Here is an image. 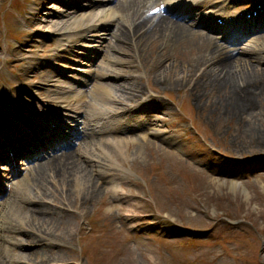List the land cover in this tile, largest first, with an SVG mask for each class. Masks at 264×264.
<instances>
[{"label": "rangeland", "instance_id": "rangeland-1", "mask_svg": "<svg viewBox=\"0 0 264 264\" xmlns=\"http://www.w3.org/2000/svg\"><path fill=\"white\" fill-rule=\"evenodd\" d=\"M16 1L0 0V94L6 89L41 108V102L55 97L56 75L45 82L40 74H55L47 60L53 58V48L59 47V28L68 19L56 11L64 12L68 0ZM87 1L81 0L82 4ZM241 3L248 4V0ZM20 5L25 6L24 11H17L15 6ZM39 7L42 12L34 15L33 11H38L34 8ZM107 7H111L109 3L101 6ZM92 9L98 10L81 11ZM31 15L32 24L24 17ZM130 15V10L122 12L120 22L133 23L135 18ZM106 33L99 35L109 41ZM83 34L89 39L92 33ZM96 39H78L72 50L62 55L87 54L90 49L82 51L79 45L92 48ZM163 40L147 35L143 37V54L129 42L121 54L129 65L124 74L128 79L135 77L138 88L145 92L130 105L143 108L133 116H143L146 110L150 114L142 127L132 128V135H146L147 143L140 139L141 144L132 143L129 150L123 145L121 154L101 148L93 151L102 147L96 143L79 148L82 156H74L95 176L97 191L92 195L80 191L73 178L64 183L63 177L73 176H53L50 171L43 193L35 192V182L13 187L4 198L12 199L15 210L8 217L0 216L4 248L0 249V264H264V95L241 96L248 107L230 103L227 90L208 82L212 74L219 73L226 53L219 55L211 47L209 55L196 57L194 52L203 53L204 45L196 43L191 49L184 47L165 56L159 50L169 42L161 44ZM262 42H249L248 53L230 56L264 68V39ZM210 44L218 47L224 42L213 37ZM226 47L228 53L234 50L228 44ZM113 51L105 46L99 50L92 73L107 72L108 78H116L108 64L116 57H111ZM156 58L163 62L154 63ZM10 75L27 81L34 94L16 88L18 83L12 82ZM108 78H93L90 88L95 80ZM261 78L252 76L249 86L264 85V76ZM239 84L241 87H236ZM229 88L239 96L238 88L243 86L238 81ZM150 98L154 101L149 107ZM240 111L243 117H238ZM134 124L138 125L135 119L129 125ZM112 184L119 196L111 195ZM23 193L28 201L17 199ZM38 207L44 211L35 210ZM33 212L40 220L32 225L27 218ZM31 236L37 242L28 241ZM33 250L37 262L41 258L42 263L28 261L27 254Z\"/></svg>", "mask_w": 264, "mask_h": 264}, {"label": "bare ground", "instance_id": "bare-ground-1", "mask_svg": "<svg viewBox=\"0 0 264 264\" xmlns=\"http://www.w3.org/2000/svg\"><path fill=\"white\" fill-rule=\"evenodd\" d=\"M81 0H68L65 4L64 7H66V10L64 12H59L56 11V15L58 16H67L66 26H60L59 29L64 30L65 34L68 36L71 35H78L80 30L86 29L88 31H97V25L100 23H104L105 25L106 22H108V19H111L112 21H115V15L124 12L125 10H133L131 13L130 17H142L144 13L139 12V10L143 7V11L149 10V4L153 1L157 0H118L115 2L114 5L111 7L106 8H101L99 6H94L91 5L90 2L83 4V6L80 8L82 5V2L79 3ZM96 8L98 10L92 9L90 12L85 13L83 11H80L82 8ZM151 7V6H150ZM154 7V6H153ZM42 7L39 9L36 8L35 10L38 11H33V14L36 15L37 13H41ZM68 9H71L67 11ZM71 12V13H69ZM31 19L33 20V16H30ZM148 21H150V28L145 30L140 36L136 37L134 39V43L137 45L138 50H142V54L144 52V43H143V37L146 38L147 35H155L156 37L160 38H165L166 41L169 43L165 48H161L159 50L160 54L163 55H169L173 53H177L179 49L181 48H193V46H196V43H199L202 45L201 51L203 53H198V51L194 52L196 57H199V55H202L204 58L206 55H209L211 53V47L214 48L215 51H218L219 55L225 52L224 46L218 45V47L215 45H211L210 42L213 39V36L211 35L210 32L205 31L204 29H197L194 30L191 28V26L194 24L196 21H192L191 23H185V22H180L175 19L169 18L167 16H164L162 14L158 15L155 17L153 20L151 18H146L143 17L141 19V22L139 23L138 29L142 26V24H146ZM216 25V24H215ZM215 25L211 26L213 28ZM136 26L133 23L128 22H119L117 24V28L115 29L114 32H112L111 36L114 38L113 46L110 47L111 50L114 49L115 53L117 52L118 55H114L115 53L112 54V58H115L109 62V66L112 68L111 73L117 74L115 79L111 76H109V81L104 82V83H96L97 88H96V93L99 95L100 100H109V98H112L115 96V99L113 100V103L115 104H121L120 100H125V101H135L138 98H140L143 94L144 91L140 90L138 88V85L136 84L135 77H132V79H128V76H126L124 73L127 70L128 62H125L124 59H121V54L125 53L128 45L127 42H130L132 44V36L136 32ZM259 38H256V42L259 41L261 44L263 43L262 40L264 39V34H259ZM165 40L162 41L161 44H165ZM160 44V45H161ZM129 48V47H128ZM197 48V47H195ZM188 50V49H187ZM113 51V52H114ZM169 53V54H168ZM185 54V51L181 53L183 56ZM199 54V55H198ZM163 61H166V57H161ZM168 59V58H167ZM121 60V61H118ZM123 60V61H122ZM160 58L154 59V63L160 64L163 61L159 62ZM121 62V64L117 63ZM124 62V63H123ZM118 65L122 66L117 67ZM221 68L219 69V73L217 74H212L211 77H209L208 82L211 85V81L215 84L217 88L225 89L227 90V93L229 94V97L231 99L229 100L230 103H235L236 106L240 107V105H245L248 107V104L246 103V99L241 98V96L248 97L247 94L253 96V95H264V85L261 86H255L254 88H251L249 86V80L252 76H259L262 77L264 76V68H258L254 67L251 64H249L247 59H243L240 57H231L230 55H225L224 58L221 60ZM28 68H32V66H28ZM221 74V76H220ZM99 76H105L104 73L99 74ZM108 76V75H107ZM44 81H47V76H42L41 77ZM108 78V77H107ZM261 78V80H262ZM114 80V81H113ZM240 81L242 83L243 88H238V91L240 92L239 96L236 95L235 93H231V89L229 88L230 84L235 85L236 82ZM244 82V83H243ZM61 84V83H60ZM57 84V85H60ZM240 85V84H239ZM236 87H241L236 86ZM235 89V88H234ZM55 92L58 94L55 98H57V104L63 106H68L71 105V100L75 99L76 101H80V95H77L76 97H73V95H69L71 92L70 89L67 87H60L58 90L56 89ZM260 95V96H261ZM118 97V98H117ZM123 98V99H119ZM231 113L232 111L229 110ZM238 112H235L237 114ZM249 113V114H248ZM249 117H252V111H248ZM246 114V115H247ZM244 112H239L238 117H243ZM138 117V116H137ZM130 119H132V115L129 116ZM148 118V114H146V119ZM121 126L122 124H116L113 128L116 131H121ZM132 130V129H129ZM88 137L84 138L83 144H81V148L87 149L91 148L95 143H100V145L97 146H102V147H96V148H101V150L105 151H112L116 154H121L123 151V145H125L128 150L132 147V143L136 144H141L139 141V137H135L134 139H137L134 141L131 138H127L126 136L123 137H118L116 136V139L114 141L110 142V139L108 138H102L99 142H97V138L91 137L87 135ZM108 142H106V141ZM150 140V139H149ZM144 143H147V140L143 141ZM149 142V141H148ZM150 144V142L148 143ZM262 145L264 146V141L262 142ZM96 148H93L92 150H96ZM126 148V151H128ZM162 148V147H161ZM82 150H77L76 151H71V152H64L56 156H52L48 158L46 161L43 163L40 162L33 167L30 168V178L26 179L28 183H34L35 182V187L34 190L35 192H41V189L44 190L43 185L44 181L46 178L47 171H50V173L54 176L57 175H68L73 176L71 178H66L63 177L64 183L71 182L72 178L73 181L76 180L77 186L79 187V190L85 191L84 193L87 194H93L97 191V185L95 183V176L93 175L92 171L88 169L87 164L82 162L81 158L75 157L77 153L79 156H82ZM65 168V169H64ZM65 172V174H64ZM67 181V182H66ZM79 181V182H78ZM87 187V188H86ZM116 184L111 185V189L109 190L111 195L113 197L119 196L116 192ZM119 198V197H118ZM117 199V198H116ZM23 200H28V198L23 199ZM12 204L10 201L4 203L0 208H1V215L2 217H8V215L13 213L12 210ZM5 207H7L5 209ZM38 211H44L43 208L38 207ZM28 223H31L32 225L35 224V220L39 223V217L33 212L32 214L28 215ZM8 227V226H6ZM38 229V227H37ZM44 232V231H43ZM45 233V232H44ZM35 234V233H33ZM46 234V233H45ZM32 238H29L28 241L31 242H37V239L34 236H31ZM0 249L4 250V248L1 245V239H0ZM8 251V250H7ZM27 259L30 263H42V259L38 260L37 262V257H36V251L33 250L32 252H28L27 254Z\"/></svg>", "mask_w": 264, "mask_h": 264}]
</instances>
